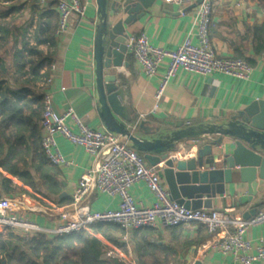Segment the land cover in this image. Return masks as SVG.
Masks as SVG:
<instances>
[{
	"label": "crops",
	"instance_id": "1",
	"mask_svg": "<svg viewBox=\"0 0 264 264\" xmlns=\"http://www.w3.org/2000/svg\"><path fill=\"white\" fill-rule=\"evenodd\" d=\"M80 1L86 4L85 16L79 18L72 15L66 33L58 38L54 37V44H47L45 55H41V61L54 65L53 71H47V74H52V81L43 88L39 85L40 79L30 81L29 84L23 83V79L29 77V71L26 69V74L18 78L14 50H20L24 43L28 48L23 36L26 38L31 23L28 29L26 27L34 17L38 21L39 14L49 5L42 8L33 0H14L9 5H4L0 0V11L8 12L5 18L0 19V24L4 22L10 31L21 28L20 34L26 30L24 35H18L16 41L10 36L5 44H1L3 48H0V59L5 70H0V78L5 79L3 88L12 100L19 94L22 95L21 98L28 100L33 99L34 95L42 97L44 91L55 90L53 106L56 113L72 108L85 125L107 131L97 111L95 91L93 47L98 24L96 0ZM123 1L107 0L109 26L126 17L121 12L114 16L110 9L114 2L121 4ZM211 2V45L219 57L239 58L248 62L253 67L249 78L244 80L219 73L200 76L180 70L167 82L157 100L155 91L168 60L164 59L158 65L155 76L148 79L143 76L133 57L126 54L122 64L107 73L116 76L117 87L124 91L123 105L126 107L128 120L125 122L118 117L116 119L128 126L134 135L151 139L159 134L172 132L177 127L201 124L224 127L228 122L238 121L239 114L251 103L264 101V0ZM196 6H181L156 0L141 18L124 26V32L126 35L144 33L153 46L166 50L176 49L186 35L191 36L192 42L196 43ZM261 45L263 48L258 52ZM60 87H65V90L59 92ZM31 107H36L35 102ZM23 111L25 115L30 113V109L25 107ZM34 121L38 124V133L41 136L39 119ZM24 138L25 142L20 150L11 157L13 166L4 167L0 164V198L9 197L15 200L17 214L40 226L52 227L56 224L59 207L70 202L80 176L93 166L95 158L87 154L82 147L73 145L56 134L54 140L57 148L71 163L66 167H54L44 155L43 157L39 155V151L33 150V138ZM216 138V135H208L179 141L171 154L176 159H189L198 148ZM122 141L131 147L126 139L122 138ZM223 142L219 152H230L233 141L224 138ZM9 152L11 153L9 146L5 145L0 161L7 157ZM158 171L163 186L167 189L164 177L159 169ZM232 175L233 183L224 185V193L211 200V207L198 209L206 212L217 211L225 217L236 219H244V215L253 209L256 210L255 214L262 209L264 191L257 193L249 201L246 184H236V169ZM129 192L136 205L149 206L154 200L147 185L142 181L132 185ZM204 199L203 195L202 200ZM118 202L117 197L93 192L86 205L92 210H114L118 207ZM107 227L106 235L113 241L100 237L105 247L103 253L110 252L113 255L110 258L117 259L122 264H192L194 261H199L200 264H239L216 250L199 251L200 246L210 236L205 226L200 223L149 227L133 231L116 229L111 225ZM39 235L42 234L26 236L18 230H4L0 231V243L11 248L15 245V239L24 240L25 243ZM221 235H224V232H220L219 236L223 237ZM244 237L253 243H259L264 238V222L248 226ZM3 258L4 253L0 251V264H6Z\"/></svg>",
	"mask_w": 264,
	"mask_h": 264
},
{
	"label": "built area",
	"instance_id": "2",
	"mask_svg": "<svg viewBox=\"0 0 264 264\" xmlns=\"http://www.w3.org/2000/svg\"><path fill=\"white\" fill-rule=\"evenodd\" d=\"M27 1V0H25ZM32 1V0H31ZM44 8L55 1L57 25L54 37L58 38L66 33L72 15L83 18L86 4L80 0H33ZM164 3L189 5L195 0H162ZM11 2L3 1L4 5ZM196 43L192 37L186 35L174 50H166L153 46L144 33L130 34L126 38V47L139 67L143 76L151 79L157 72L158 65L167 59V66L158 82L155 97L158 100L167 84L178 71L200 76L215 73L248 79L253 67L243 59L222 58L217 56L209 39V24L212 13L211 0H201L197 4ZM37 20L33 18L26 33L28 47H35L45 55L47 44L36 45L34 35ZM47 51V50H46ZM31 61L41 63L38 73L41 76L39 85L43 88L52 81L54 65L41 61L38 54L29 57ZM29 71L30 64H26ZM65 87H60L63 92ZM56 91H44L42 94V113L39 127L42 131L40 147L50 165L66 167L71 161L65 159L57 148L54 135L64 137L73 145L80 146L90 156L94 157V164L80 176L71 194L68 204L58 209L56 224L43 227L38 223L15 212L17 203L9 197L0 198V231L18 230L23 235L42 234L48 238L62 237L80 233L97 225H113L122 230H137L149 227H174L200 223L205 226L208 239L200 246L199 251L216 250L231 257L239 264H264V238L259 243L245 239L248 226L264 222V207L249 219L225 217L217 211H203L200 209H186L171 200L167 189L163 186L158 168L148 165L143 156L118 135L105 130L85 125L72 108L62 113H56L53 97ZM144 182L154 200L149 206L136 205L129 189L136 182ZM93 192L105 194L119 199L118 207L114 210L102 211L89 209L86 203ZM230 228V229H229ZM224 232L220 237L219 233ZM107 257L110 252L105 254Z\"/></svg>",
	"mask_w": 264,
	"mask_h": 264
},
{
	"label": "water",
	"instance_id": "3",
	"mask_svg": "<svg viewBox=\"0 0 264 264\" xmlns=\"http://www.w3.org/2000/svg\"><path fill=\"white\" fill-rule=\"evenodd\" d=\"M155 1L114 2L110 6L113 15L121 12L126 17L109 26L107 0H96L98 24L93 57L99 117L108 132L126 139L131 148L142 153L150 166L161 171L170 199L184 208H210L211 200L224 193V185L233 183L234 169L238 175L236 184H246L250 201L254 195L264 191V101L251 103L239 114L238 121L228 122L224 127L212 124L177 127L172 132L159 134L151 139L134 135L128 126L116 119L118 117L125 122L128 120L126 107L123 105L124 91L117 87L116 76L107 72L119 67L124 55H130L125 43L127 35L124 26L141 18ZM200 2L201 0H195L192 6ZM140 129L141 126L138 127ZM208 135H216L217 138L198 148L189 159H176L172 156L171 152L179 141ZM224 138L233 141L228 153L219 152ZM255 212L253 209L246 213L244 219H249ZM192 264L200 262L194 261Z\"/></svg>",
	"mask_w": 264,
	"mask_h": 264
},
{
	"label": "trees",
	"instance_id": "4",
	"mask_svg": "<svg viewBox=\"0 0 264 264\" xmlns=\"http://www.w3.org/2000/svg\"><path fill=\"white\" fill-rule=\"evenodd\" d=\"M2 1L13 2L14 0ZM55 4V1L50 2L48 8L39 14L34 35L36 45L48 44L52 46L54 44V30L57 25V14L53 9ZM7 15L8 12L0 11V18H5ZM20 30L21 28L10 31L8 25L2 22L0 24V48L2 47L1 44H5L9 40L10 36L13 41L14 39L16 41L18 35H24L25 31L20 34ZM262 48L263 45L259 46L258 52ZM14 51L18 78H22L26 74L25 65L29 63V77H25L23 83L29 84L30 81L39 80L38 67L41 63L29 59L30 56L38 54L39 51L35 47L27 48L26 43L23 44L20 50L15 49ZM0 70H5L1 59ZM3 80L5 79L0 78V155L4 153L5 145H8L9 151H11V153L9 152L10 157L7 153L8 156L0 161V164L5 167L8 165L13 166L11 157L16 151L20 150L26 136H28V139H34L31 142L33 150L39 151V155L43 156L38 124L34 121V119H40L43 106L42 97L38 95H34L33 99L28 100L23 97L24 100L21 98L22 95L19 94L15 100H12L3 88ZM33 102L36 104L34 109L31 107ZM24 107L30 109L29 115L24 114ZM107 226L97 225L77 234L53 239H47L43 235H39L32 237L25 243H23L24 240L15 239L13 241L15 245L11 248H8L4 243H0V251L4 253L3 260L6 261V264H122L117 259L101 257L105 247L100 237H106L108 240L113 241L106 235ZM113 227L119 229L116 226Z\"/></svg>",
	"mask_w": 264,
	"mask_h": 264
},
{
	"label": "rangeland",
	"instance_id": "5",
	"mask_svg": "<svg viewBox=\"0 0 264 264\" xmlns=\"http://www.w3.org/2000/svg\"><path fill=\"white\" fill-rule=\"evenodd\" d=\"M27 1H30V2H32L31 0H27ZM1 19V18H0ZM31 23V20L29 21V23H28V25H27V27H26V29H28V26H29V24ZM26 33V30H25V32H24V34ZM23 39H25V37L23 36ZM38 55H39V58L41 59V55H42V51L41 50H39V53H38ZM105 253H103L102 255H101V257H105V258H108L106 255H104ZM111 257H113V255L111 254L110 255ZM110 256H109V258H110Z\"/></svg>",
	"mask_w": 264,
	"mask_h": 264
}]
</instances>
